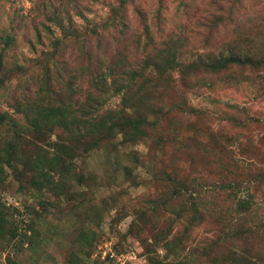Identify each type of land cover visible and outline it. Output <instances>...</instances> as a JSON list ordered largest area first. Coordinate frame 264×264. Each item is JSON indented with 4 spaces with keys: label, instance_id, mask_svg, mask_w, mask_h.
Masks as SVG:
<instances>
[{
    "label": "rangeland",
    "instance_id": "rangeland-1",
    "mask_svg": "<svg viewBox=\"0 0 264 264\" xmlns=\"http://www.w3.org/2000/svg\"><path fill=\"white\" fill-rule=\"evenodd\" d=\"M121 1L0 0L2 158L14 140L26 159L54 153L51 146L65 138L63 130H50L44 139L22 118L43 101L36 94L41 56L53 50V37H62L58 22L66 28L74 24L77 41L66 40L57 53L56 68L65 73H53L52 97L66 96L70 83L77 91L74 70L99 67L96 55L88 62L82 58L83 47L96 45L84 40L96 23L107 20L108 6ZM141 3L153 41L168 40L178 58L200 48L264 56V0ZM121 21L117 31L130 38L107 47L116 42L112 33L99 59L113 58L119 48L112 65L124 72L123 79L144 56L145 37L133 7ZM171 66L178 78L176 63ZM189 80L187 102L195 110L172 108L178 100L168 94L162 102L161 90L147 82L136 96L152 99L148 104L159 100L168 120L149 128L148 138L137 143H123L118 136L73 157L65 163V177L3 161L0 203L11 231L0 234V264H215L221 259L264 264V68L197 71ZM81 85L86 90V82ZM111 90L100 101L102 109L124 108L122 95ZM81 95L75 100H83ZM72 111L81 113L77 107ZM47 175L53 182L49 188ZM241 200L248 210L238 208Z\"/></svg>",
    "mask_w": 264,
    "mask_h": 264
},
{
    "label": "trees",
    "instance_id": "trees-1",
    "mask_svg": "<svg viewBox=\"0 0 264 264\" xmlns=\"http://www.w3.org/2000/svg\"><path fill=\"white\" fill-rule=\"evenodd\" d=\"M141 2L142 0H122L118 6H108L109 16L107 20L102 24L96 23L91 28L89 37L84 40L85 43L90 44L94 39L96 45L93 48H82V58L88 62L93 55H96V63L99 67L93 69L92 64L88 67L81 66V69L74 70L75 73L72 77L73 80L80 82V85L86 82V90L85 86L79 85L76 91L70 83V86L67 85L65 90L68 92L66 96L58 95L53 98L54 91H52L53 84L51 83L53 73H65L63 69L56 68L58 66L57 53L61 46L66 44V40L69 43L77 41V34H75L77 28L74 24H70L68 28L63 22L56 24L62 37H53L51 43L53 50L42 54V62L37 68L40 85L36 94L43 99L40 103L44 106L35 102L34 107L31 108L34 115L29 111L22 112V118L29 123L28 127L34 133L45 136L44 139L49 136L50 130L54 131L56 128L63 130L65 138L62 137L52 144L51 147L54 153L38 154L34 159L19 156L18 144L14 140L7 148L2 150L3 158L0 155V166L4 161L5 165L14 167L16 161L23 167H32L34 170L39 169L43 173L55 171L65 177V163L71 161L73 157L100 149L105 142H111L112 139L118 136L122 137L123 143H137L148 138L149 128L156 129L160 127V123L168 120V112L164 113L162 111L165 105L159 102V100L162 102L167 100L168 94L178 100V105H172V108L182 107L188 111L193 110L194 108L191 105L189 106L187 102V95L191 86L189 77L195 75L197 71L218 74L234 68H264L263 55L257 59L253 54L243 53L238 51L237 48L225 49V51L220 52L209 50L210 48H200L191 52L188 56L182 54L183 50V52H178L183 55L178 58L179 55L170 49L171 46L169 47L168 40H163L160 43L153 41L149 23L150 17L144 15L140 10ZM128 7H133L135 18L139 19L138 22L144 30L145 42L142 46L144 56L122 79L124 72L118 71L117 67L112 65L120 54L119 48L113 58H99L104 51V42L109 41L114 35L113 38L116 42L108 44L107 47L124 43L130 38L129 34L122 35L121 31H117L122 23L123 13ZM228 13L232 14L231 10ZM159 15L160 12H158L156 20L159 19ZM124 25L128 27V25ZM172 63L177 65L178 78L171 73ZM104 65H107V69L102 67ZM3 68V59L0 57V73ZM110 79L112 85L109 84ZM152 81H154V86L161 90V98L154 101V104H148L152 99L146 101L147 98L145 100L142 97H137L136 94L147 85V82ZM110 90L113 94L122 95V102L125 103L124 108L102 109L103 106L100 101ZM80 93L84 99L75 100L76 95H80ZM48 102L51 103L50 106ZM74 107H77L81 113L73 112ZM149 117H152L153 120H150ZM2 123L8 124L7 115L2 116ZM160 141L163 140H158V142ZM45 181L48 185L47 188L53 184L49 175L44 176V183ZM238 208L248 210L250 206L246 200H241L238 202ZM196 213L197 215L200 214L199 210L196 209ZM6 226H8L6 214L0 203V234L11 231V228L7 229ZM224 238H220V240ZM234 252L236 253V251ZM226 262L227 260L221 259L215 264H226Z\"/></svg>",
    "mask_w": 264,
    "mask_h": 264
}]
</instances>
